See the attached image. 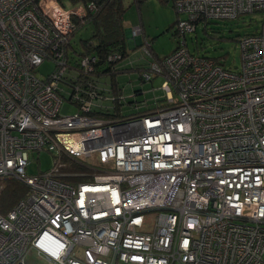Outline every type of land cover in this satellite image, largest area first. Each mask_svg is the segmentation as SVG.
Here are the masks:
<instances>
[{
    "label": "built area",
    "instance_id": "2783aa9c",
    "mask_svg": "<svg viewBox=\"0 0 264 264\" xmlns=\"http://www.w3.org/2000/svg\"><path fill=\"white\" fill-rule=\"evenodd\" d=\"M170 1L178 46L141 71L163 77L165 97L118 120L93 114L112 99L96 56L69 54L92 3L0 0V179L27 186L0 214V264H264V19L237 39L239 70L184 40L199 22L264 13V0ZM44 150L52 166L27 171Z\"/></svg>",
    "mask_w": 264,
    "mask_h": 264
},
{
    "label": "rangeland",
    "instance_id": "374dc122",
    "mask_svg": "<svg viewBox=\"0 0 264 264\" xmlns=\"http://www.w3.org/2000/svg\"><path fill=\"white\" fill-rule=\"evenodd\" d=\"M125 7L123 14L124 30L130 32L136 26H141V31L133 35L141 41L143 45L131 50L127 42L128 57L119 62L118 67L128 68L115 74L114 82L118 84V101L113 103L111 98H104L102 105L108 107L113 112V106L118 109V116L115 119H124L133 115H140L153 109L156 104H160L165 97V91L161 88L163 77L153 75L151 80H141L140 72L135 69L141 65L162 57L171 52L177 44L178 35H175L174 26L177 18L176 11L169 0H123ZM78 3H66V8H74ZM264 13L245 12L233 18L211 19L206 22L196 24L195 30L185 33L184 40L189 51L216 58L221 64L233 70L241 67L240 47L238 38L244 34H250L260 29ZM144 34H143V31ZM91 34V26L86 24L79 27L71 37V49H82L81 41ZM146 49L147 51H145ZM135 53V54H134ZM136 60V61H135ZM54 67V62L44 60L36 67L38 75L44 77ZM103 82L106 84L104 85ZM110 76L101 77V86L108 88ZM105 92V96L110 95ZM174 94V92H173ZM75 105L63 101L60 108L61 114H71L75 111ZM98 109V108H97ZM54 156L47 151L30 154L27 171L37 172L50 168L53 164ZM146 223L151 225L152 213L146 214ZM41 260L30 251L26 256V262Z\"/></svg>",
    "mask_w": 264,
    "mask_h": 264
},
{
    "label": "trees",
    "instance_id": "16d2710c",
    "mask_svg": "<svg viewBox=\"0 0 264 264\" xmlns=\"http://www.w3.org/2000/svg\"><path fill=\"white\" fill-rule=\"evenodd\" d=\"M57 1L62 6H65L66 3H78V4L81 3L84 5L92 3L93 5L92 10L87 11L83 18L84 23H80L78 19L74 20L76 23L75 31L79 27L89 24L91 26V34L88 38L80 40L82 49L80 50L71 49L69 54L71 56H73V54L77 56H82V55L96 56L94 71L98 79L99 85L101 87L99 93L105 94V92H110L111 93L110 96L112 97L113 103H115L119 99L118 97L119 94L117 93L119 86L118 84L116 85L117 82L116 83L114 82L115 79L113 76H115L117 72L125 71L128 69L120 66L118 67L119 62H121L129 55L126 46L125 30L123 23L124 20L123 14L125 10L123 0H57ZM135 1L138 3L141 0H135ZM161 1H167V0H161ZM208 21L210 20H205L203 22L205 24ZM173 33L176 35L175 31ZM179 40L180 38L178 37V41L174 49L178 46ZM69 44L71 46V41ZM168 54H165L164 56ZM112 55L116 56V58L110 60L109 56ZM162 57H157V60H159ZM214 59L216 60L217 63H220L216 58ZM146 67L147 64L145 65L141 64L135 68L140 72L139 78L141 80H143L141 71ZM103 75L110 76V82L108 84V88L105 86H101L102 83H100V80ZM103 84L105 85L106 83L103 82ZM117 94L118 96H116ZM97 108H95L93 111V114L95 115H101L104 117L118 116V109L116 105L113 106V112L111 111V109H109L108 107H104L103 105ZM0 183L2 185L0 191V214H5L19 199L24 198L26 196L27 186L23 182L10 177L1 178Z\"/></svg>",
    "mask_w": 264,
    "mask_h": 264
},
{
    "label": "crops",
    "instance_id": "0c3cea01",
    "mask_svg": "<svg viewBox=\"0 0 264 264\" xmlns=\"http://www.w3.org/2000/svg\"><path fill=\"white\" fill-rule=\"evenodd\" d=\"M142 31H143V29H142ZM143 34H144V31H143ZM142 40H143V37H141V41H140V39L138 37L132 36L130 34V32L127 31V41H126V45H127V42H128V46L131 48V50L135 49L136 47L141 46V44L143 43ZM139 64L145 65L146 63H139Z\"/></svg>",
    "mask_w": 264,
    "mask_h": 264
},
{
    "label": "water",
    "instance_id": "95a60500",
    "mask_svg": "<svg viewBox=\"0 0 264 264\" xmlns=\"http://www.w3.org/2000/svg\"><path fill=\"white\" fill-rule=\"evenodd\" d=\"M125 38H126V41H127V35H126V32H125Z\"/></svg>",
    "mask_w": 264,
    "mask_h": 264
}]
</instances>
